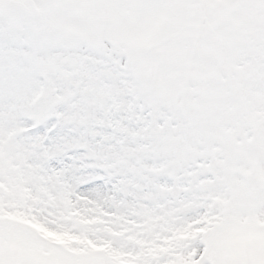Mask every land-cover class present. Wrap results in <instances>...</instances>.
Instances as JSON below:
<instances>
[{"label":"snow or ice","instance_id":"obj_1","mask_svg":"<svg viewBox=\"0 0 264 264\" xmlns=\"http://www.w3.org/2000/svg\"><path fill=\"white\" fill-rule=\"evenodd\" d=\"M226 10L255 14L264 104V0H0V264H36L13 245L39 264H222L235 226L264 220V123L234 157L192 124L208 109L222 129V91L188 110L157 95L215 72L240 40Z\"/></svg>","mask_w":264,"mask_h":264},{"label":"rangeland","instance_id":"obj_2","mask_svg":"<svg viewBox=\"0 0 264 264\" xmlns=\"http://www.w3.org/2000/svg\"><path fill=\"white\" fill-rule=\"evenodd\" d=\"M242 38L244 39L241 42L232 43L220 53L215 72L206 79L201 80L193 76L184 84H162L161 87L164 89L160 87L157 92L162 103L188 110L192 109L197 102L196 95H190V93L198 92L202 88L213 95L222 91L224 99L222 106L224 124L222 129L216 131L214 128L209 127L213 124V113L208 109L200 110L201 114L199 115L195 113L192 124L194 125V131L197 132L207 129L217 138L222 133L224 142L230 147L234 157H238L242 152H255L256 150L255 146L245 145L234 139L237 132L242 134L244 129L247 128L243 117H241L242 114L246 113L245 118H251L253 120L252 125L255 124V127L264 123V104L261 103L262 93L257 86L258 77L252 67L254 60L252 49L255 47V34L253 36H242ZM225 58H230L226 65ZM225 84L229 85L226 89L224 88ZM246 165H236L241 176L242 186L247 183L256 168L255 161L252 159L247 160ZM257 175L260 180H264V176ZM245 218L246 220H243L233 229L230 242L218 250L222 264H264V227L258 226V222L264 220L257 219L255 215H248ZM34 227L41 232L45 231L41 226L34 225ZM46 234L51 239H63L62 236L56 234ZM12 251L31 257L36 264H39V254L32 249L13 245Z\"/></svg>","mask_w":264,"mask_h":264}]
</instances>
